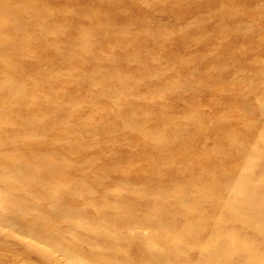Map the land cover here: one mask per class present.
Returning <instances> with one entry per match:
<instances>
[{
  "label": "rangeland",
  "instance_id": "obj_1",
  "mask_svg": "<svg viewBox=\"0 0 264 264\" xmlns=\"http://www.w3.org/2000/svg\"><path fill=\"white\" fill-rule=\"evenodd\" d=\"M0 264H264V0H0Z\"/></svg>",
  "mask_w": 264,
  "mask_h": 264
}]
</instances>
